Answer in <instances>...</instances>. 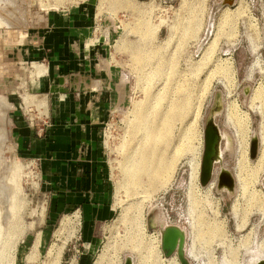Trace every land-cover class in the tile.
Segmentation results:
<instances>
[{
    "label": "rangeland",
    "instance_id": "1",
    "mask_svg": "<svg viewBox=\"0 0 264 264\" xmlns=\"http://www.w3.org/2000/svg\"><path fill=\"white\" fill-rule=\"evenodd\" d=\"M80 1L0 0V264H124L127 257H132L133 264H176L165 255L162 244L158 259L148 257L145 262H141L140 252L132 249L142 240L146 245L162 242L160 217L166 220L164 225L176 224L187 230V247L194 249L195 264L242 263L246 249L264 247V204L248 203L235 179L233 184L241 141L224 122L228 103L236 100L249 118L248 156L252 159L251 148L259 141L257 128L264 111V0H133L142 8L145 25L157 26L161 19H167L155 34H144L133 26L137 16L134 10L115 6L113 0H91L96 21L92 38L109 41V67L120 93L101 132L108 208L104 212L84 207L61 212L56 225L49 228L50 179L44 175V161L22 145L15 116L35 123L44 117L46 108L38 101L29 106L25 101L29 93L22 86L10 93L16 79L19 82L29 74L17 63L19 47L15 46L29 28L43 22L47 12ZM223 65L228 66L229 78L220 71ZM183 85L191 94L189 105L183 115H176L168 109L176 96L173 94ZM156 93L163 97L158 110ZM138 103H149L151 113L136 138L145 140L149 132L145 144L163 153L171 168L160 178L151 177L140 188L143 192L131 195L120 180L125 145L132 126L139 122L134 113ZM217 105L221 110L211 119L228 132L232 149L226 148L225 139L220 140L223 160L215 163L212 177L217 185L208 191L201 184V165L206 126ZM156 110L164 112V125L159 124ZM152 123L166 133L159 142L145 129ZM197 163L198 177L194 169ZM222 164L232 177L225 176L219 186ZM168 175L169 182L163 184ZM261 180L255 187L264 191V174ZM206 198L219 206L223 226L217 231L198 224L193 229L200 201L212 216ZM15 200L20 204L18 210L13 209ZM236 200L240 204L238 219L231 209ZM245 210L246 225L238 227ZM126 214L141 217L143 224L133 226ZM13 217L18 227L8 234L9 244L2 237ZM153 219L158 223L153 225Z\"/></svg>",
    "mask_w": 264,
    "mask_h": 264
},
{
    "label": "crops",
    "instance_id": "2",
    "mask_svg": "<svg viewBox=\"0 0 264 264\" xmlns=\"http://www.w3.org/2000/svg\"><path fill=\"white\" fill-rule=\"evenodd\" d=\"M95 24L91 0H82L47 12L15 46L17 63L29 74L16 79L10 93L22 86L31 94L25 96L29 106L38 101L46 108L43 121L15 116L22 145L44 161L50 179L49 228L61 212L108 208L101 132L120 93L109 67V41L92 38Z\"/></svg>",
    "mask_w": 264,
    "mask_h": 264
},
{
    "label": "bare ground",
    "instance_id": "3",
    "mask_svg": "<svg viewBox=\"0 0 264 264\" xmlns=\"http://www.w3.org/2000/svg\"><path fill=\"white\" fill-rule=\"evenodd\" d=\"M140 1H143V0H140ZM151 1H153V0H151ZM113 2H114L115 6H120L123 8H130L131 10H134L135 13H137V16L135 17L136 20H135L133 26L136 27L137 30H140V32H143L144 34L150 33V32L155 34V33L159 32V29L161 28V25L163 24V22H165V20H167L164 18L161 19L160 20L161 22L157 26H153L151 23L145 25L146 22L142 21L144 19L141 18V15H142L141 9L142 8L139 5H137L133 0H115V1L113 0ZM150 7L152 8V6H150ZM225 19H226V16H225ZM227 21L228 20H226V22ZM171 27L175 28L174 26H171ZM188 27H190V26H188ZM188 30H189V28H188ZM138 52H140V51H138ZM135 55H137V53ZM208 57H210V55ZM142 60H144V59H142ZM227 67H225L223 65L222 68L220 67V71L223 73V75H225L226 77L229 78V75L227 72V70H228ZM230 89L228 90V93H231ZM173 90H172V92L174 93ZM148 93H150V91H148ZM157 94H159V93H156V95ZM175 94H176V96H175L176 99L174 97ZM160 95H161V93L159 94V96ZM159 96L156 97V100H155L156 105L154 104L156 109L161 106L160 103H161V101H163V97H161V96L159 97ZM190 96H191V94L189 93L188 88L184 85L180 86L178 88V90H176L175 93L173 94L174 99H171L172 104L170 105V109H168L169 112L173 111L176 115H183V113L188 108ZM152 98L154 100V97H152ZM170 98H172V96ZM42 100H44V99H42ZM139 103H140V101H139ZM139 103H138L137 107H136V105H134L135 108H137L136 111L134 110V113L136 114V112H137V117L139 118L138 119L139 122H137L134 126H132V128L130 130L131 138L128 141V143L125 145L126 146V148H125L126 153H125V158H124L123 163H122L123 176H122V179L120 180V185L125 187L131 195H138L140 192H143V191H141L140 188H143L144 185L148 182V180L151 177H153V179H154V176L160 178L166 172L168 174L169 169L171 168L170 160L163 153L159 154L154 149L147 147V145L145 144L149 140V132H146V139L145 140H142L141 138H136L139 130L142 129L143 122L150 119L149 118V115H150L149 114V112H150L149 111L150 110L149 103H148V106L142 105L144 102L141 104H139ZM169 103H171V102H169ZM217 103H221V100L217 99ZM135 104H137V103H135ZM151 107H153V105ZM239 107L240 106L236 100H231L227 106L228 116H227L226 121L224 122V127L228 128V129L231 128L232 130H234L233 132H234L235 136L237 138L239 137V141H241V144L239 147L240 158L237 159L238 161H237L236 166L234 167L233 173H234L235 178H236L238 190H240V192L245 196L246 201H248V203L252 202V203L259 204L260 206H262L264 204V191L260 188L259 189L256 188L255 185L259 181H262L261 176L264 174V111L262 113V116H263L262 120H261V122L257 128V135L259 136V143H260L259 152H258V155L255 159H250L248 156L249 140H247V128H248L249 118H248L246 113L241 112ZM151 110H153V109H151ZM157 110H156V113H157L156 118H157L159 124L164 125V121H167L166 119H164V116L162 115V113H164V112H160ZM220 110H221L220 105H217L214 109H212L210 119L214 118L215 115L220 112ZM167 114H165V115H167ZM146 126H147V128H145V129L150 131L151 138L156 142H159L162 139V135L166 134V133L161 132L162 129L157 128V126H155L153 123L148 124ZM209 135H210V138L212 141L211 143H213V144L215 143V146H214L215 152L214 153H215V161H216L218 158V149H219L218 147L220 145V128L217 127L216 124H215V128L210 127ZM199 167H200V164L197 163L196 168H194L196 177H198V175H199L198 174ZM167 177H168L167 181H164L163 184H166L167 182H169L170 175H168ZM224 180H226V177H222L223 182H224ZM215 186H216V182L212 181L205 188L208 189V191H211V189L215 188ZM200 204H201V208L199 210V213H197V215L195 216V220L193 222V229L198 224V225L204 226L205 228H207L211 232L214 230H216V231L219 230L220 227L223 226L222 219L219 217V214H220L219 206L213 205V203L210 200H208V198H206V204L210 205V208L212 210V216H208V214L206 213V208H207L206 205L205 204L202 205L201 201H200ZM19 207H20V204H18V202L16 203V200H15V204L13 205V209L18 210ZM231 209H232V213L234 214L235 218L238 219L239 212H240V204L238 203V200L235 201V203L232 205ZM244 212H245V216L241 217L242 224L238 223V227H242L243 225H246V218L245 217H246L247 211L245 210ZM132 215L130 216L129 214L128 215L126 214L124 217L128 218L131 221V223L133 224V226H141L144 222V221H142L143 219L141 220V217H138L136 215L132 216ZM263 215H264V212H263ZM10 216H11V214H10ZM154 222L158 223L157 219H155ZM165 222H166V220L163 217H160L159 223L164 225ZM65 223H66V221H65ZM6 226H7V229L5 231V234H4V232H2L4 234V236L3 235H1V236H3L2 237L3 240H4V238H7L6 242L11 244L10 240L8 239V234L11 231H14L13 229L18 227L17 224L15 223V218L13 217V220H9L8 225L6 224ZM1 227L2 226L0 225V231L2 229ZM182 230L185 232L186 237H187V230L185 228H182ZM0 234H1V232H0ZM162 234H163V232H162ZM141 236L143 239L144 236L143 235H141ZM3 240H2V242H3ZM160 244H162L161 241L157 242L156 245H155V243H152V242H150L148 245H146V243L142 240L141 243L135 242L132 245V249L140 252L141 262H145L144 260L147 259L148 257L158 259V257L161 254ZM5 247H6V245H5ZM185 249H186V255L188 256V258H190L192 261H194L196 254L194 252L193 247H187V241H186ZM3 251H5V250H3ZM146 253H147V256L144 255ZM170 257H171V260L173 262H175L176 264H181L177 251L174 254H172ZM243 257H244L243 262L242 263L239 262L238 264H257L260 261L264 260V247H258L256 249L248 248V249H246L245 255Z\"/></svg>",
    "mask_w": 264,
    "mask_h": 264
},
{
    "label": "water",
    "instance_id": "4",
    "mask_svg": "<svg viewBox=\"0 0 264 264\" xmlns=\"http://www.w3.org/2000/svg\"><path fill=\"white\" fill-rule=\"evenodd\" d=\"M215 128V123L212 119L208 120L206 130H205V149H204V155L201 165V184L203 186L207 185L211 179L213 178L214 173V166H215V143H211V138L209 135V129ZM259 141H255L251 148V158L255 159L259 152ZM223 173L220 175V182L219 186L223 184L222 177H227L232 175L229 173L228 170L222 171ZM233 184H234V178H233ZM233 186V185H231ZM155 219L151 220L153 225L156 223L154 222ZM163 225V224H162ZM163 235H162V249L167 257H170L172 254H174L176 251L178 253V257L180 259L181 264H194L190 258L186 255V234L182 230L181 227L177 225H169L166 226L163 225ZM124 264H133L132 257H127ZM257 264H264V260L260 261Z\"/></svg>",
    "mask_w": 264,
    "mask_h": 264
},
{
    "label": "flooded vegetation",
    "instance_id": "5",
    "mask_svg": "<svg viewBox=\"0 0 264 264\" xmlns=\"http://www.w3.org/2000/svg\"><path fill=\"white\" fill-rule=\"evenodd\" d=\"M226 129H228V128H226ZM222 139H225L226 141H227V143H226V148H228V149H232V139H231V137H230V135L228 134V132L226 131V130H221L220 129V140H222ZM219 149H218V158H217V160L216 161H222L223 160V152H224V150H223V148H222V145L220 146L219 145V147H218ZM227 168H225L224 167V165L222 164V171L223 170H226ZM234 174V173H233ZM234 179H235V182H236V178H235V175H234ZM216 182V179L215 178H212L211 179V181L206 185V186H208L211 182ZM225 181V180H224ZM236 184H237V182H236ZM216 185H217V183H216ZM217 188L219 189V186H217ZM225 189H227V188H225ZM228 191H230V190H228ZM167 225V224H166ZM169 225H176V224H169ZM177 226H179V225H177ZM179 227H181V226H179ZM162 228H163V226H162ZM182 228V227H181ZM162 232H163V230H162ZM163 235V234H162ZM193 262V261H192ZM195 264V263H194Z\"/></svg>",
    "mask_w": 264,
    "mask_h": 264
},
{
    "label": "built area",
    "instance_id": "6",
    "mask_svg": "<svg viewBox=\"0 0 264 264\" xmlns=\"http://www.w3.org/2000/svg\"><path fill=\"white\" fill-rule=\"evenodd\" d=\"M37 115H38V113H37Z\"/></svg>",
    "mask_w": 264,
    "mask_h": 264
}]
</instances>
